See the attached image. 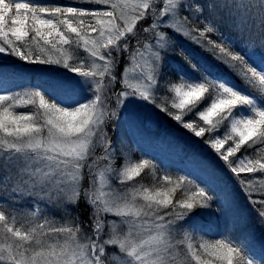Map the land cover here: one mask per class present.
<instances>
[{
  "label": "snow or ice",
  "instance_id": "snow-or-ice-1",
  "mask_svg": "<svg viewBox=\"0 0 264 264\" xmlns=\"http://www.w3.org/2000/svg\"><path fill=\"white\" fill-rule=\"evenodd\" d=\"M82 2L97 7L0 0V56L73 76L12 91L0 69V264H264L232 228L211 239L193 236L199 226L189 221L211 207L222 183L214 169L206 187L187 176L157 177L153 161H134L107 131L138 101L197 138L226 129L204 142L264 226V199L252 198L264 196V0ZM225 28L240 39L228 36L226 45L210 38L223 40ZM177 36L211 52L231 75L192 64ZM162 53L197 74L174 64L178 82L166 85L171 110L156 103ZM191 114L195 120L186 119ZM145 172L155 183L137 179ZM222 191L227 215L229 192ZM24 200L31 210L15 207ZM81 203L91 210L87 221L73 211Z\"/></svg>",
  "mask_w": 264,
  "mask_h": 264
},
{
  "label": "rangeland",
  "instance_id": "rangeland-1",
  "mask_svg": "<svg viewBox=\"0 0 264 264\" xmlns=\"http://www.w3.org/2000/svg\"><path fill=\"white\" fill-rule=\"evenodd\" d=\"M195 22L196 24L200 26L202 25L198 21H195ZM176 41L178 45L177 38H176ZM79 54L81 56L86 55L83 52H80ZM162 56H163V61H162V64H163L165 60L170 59L171 53H162ZM200 60H204L207 63V65L213 66L211 63L213 61H207L203 54H198L195 56L196 63L199 61V64H200L201 63ZM125 63L126 61L121 60V64H120L121 67H119V70L118 68L116 69L118 70V73L116 72L115 74L118 76V78L121 75V72H122V69ZM175 64H179L187 72H192V70L189 68V65L185 64V60L183 62H181L180 60H177ZM7 66L9 67L13 66L12 68H7V69L14 70L15 72L14 75L17 76L18 84L23 83V80L20 78V76H23V77L31 76L30 78L33 77L35 80L34 87L38 85L39 82H41V79L43 80L47 79L48 81H50L52 79L70 80L73 78L72 74L68 70L64 69L63 67H58V66L38 65L39 70L35 72H31L28 68H23V69L19 68L16 71L15 69L19 67L18 64H8ZM3 68H6V66H3L1 59H0V69H3ZM214 70L220 71V68L214 67ZM192 74L197 75L195 72H192ZM11 82L12 81L8 83V87L10 90L12 86ZM172 82H178V73L176 74L175 79L172 80ZM29 87H33V85L31 83L29 85L26 84L23 88H29ZM116 90L119 91V86H117ZM155 95L157 97V100H156L157 104H160L167 100V92L163 90L162 87H160L159 85H158ZM170 95H171L170 99L172 100V94L170 93ZM20 110H25V109H20ZM186 119L195 120L193 115H189L188 117H186ZM107 131H108V135L112 139L113 145L119 147L122 142L123 145L125 146V150L130 153L131 158L132 156L137 157V155H135L136 151L131 143L132 142L131 140L134 139V142L138 147V153L140 154L141 157L145 159H147V156L152 157L153 158L152 161L155 163V165L156 163H159L162 166L165 164L162 168V171L164 174L167 173V174H171L172 176L176 177L177 176L176 172L170 169V166H175L182 176H187L189 177V179L194 180L196 183L200 184L202 187H206V185L202 181L206 178L209 169L205 168V166L200 167L196 163L191 162V161H181L178 154L181 152L180 149L185 147V146H182L183 144L181 142V140L185 141V138L181 134V128L177 125V123L171 117H169L166 113L162 112L161 110L154 108V106L151 103L145 102V101H138V102H134L132 104L126 105L120 111L119 117L114 119L112 122L108 124ZM159 132L164 133V134L169 133L170 135H169V138H167L168 140L166 138H163L162 136L157 135V133ZM117 140L119 141L117 142ZM116 142L118 144H116ZM140 156H139V159H140ZM154 158H157V159L154 160ZM133 160H137V159H133ZM173 163L175 164L173 165ZM207 164L208 163H203V165H207ZM115 167L117 166L115 165ZM213 167L215 168V166ZM221 167H222L221 169L223 170V172H225L226 174V177H227L226 181H229V182H225L223 181V179L221 180L222 183L220 185V188L217 190L216 193H213L215 197H217L215 198V201L217 203L220 202V204H224L225 206H228V204L225 203V200L222 199V197L225 196V193L222 191V189L226 186L229 192V195L227 196V201L228 203H230V208L236 205H238L236 206V208H243V217H242V223H243L244 219L247 220V217H244V215L247 214V211L245 210L244 204L239 201L240 198L237 195H233L231 193L232 188L230 187H234V182L232 181L231 174L224 168V166H221ZM162 175L163 174L161 173V176ZM112 184L116 188L121 187L119 184H116L115 180H112ZM177 196H179V193H177ZM15 207L23 211V210H31L32 205L30 204L28 200H24L21 204L15 205ZM221 208H223L222 205H221ZM221 208H220V213L224 212ZM88 210L89 212L91 211L90 209ZM208 210L211 211L212 210L211 207ZM73 211L74 213L75 212L81 213L80 218L83 220V209L79 208V209H74ZM235 211H239L240 213L239 209H235ZM49 214H52V213L49 212ZM54 215L57 218H59L61 214L57 212V213H54ZM236 216L240 220L241 214L236 215ZM111 218L112 217H109V219ZM208 218L215 219L214 216H211ZM84 219L87 221L86 218ZM220 220L221 221L216 220V222L214 221L215 222L214 223L212 220L207 219V222L201 224L200 216H197L196 218L192 216L191 220L189 221V225L199 226V230L193 232L194 237L206 236L207 238L211 239V238H215L219 234H222L227 228L225 223L229 224L231 222V220L227 221L228 220L227 216L226 217L221 216ZM214 227L216 229V235L215 237H212L214 235ZM250 254L254 255L258 261L262 257L261 255H258L255 250H251Z\"/></svg>",
  "mask_w": 264,
  "mask_h": 264
},
{
  "label": "trees",
  "instance_id": "trees-1",
  "mask_svg": "<svg viewBox=\"0 0 264 264\" xmlns=\"http://www.w3.org/2000/svg\"><path fill=\"white\" fill-rule=\"evenodd\" d=\"M50 2L51 3L54 2L55 4L62 5V6H83L87 9H93L97 7L96 5L91 4V3H83L82 0H81V3H75V4H73L71 0H50ZM183 15H189V13L184 12ZM189 18L191 19L190 15H189ZM193 23L196 24L195 20H193ZM196 26L202 27V25L200 26L198 24H196ZM209 35L211 39L217 40V42H224L226 43V45L230 43V41L227 40L228 36H231L232 39H240V37L235 32H230L227 28L223 29V37H224L223 40L220 37H218L216 34H209ZM140 38L144 39V35L142 33H141ZM176 38L178 39L177 47H183L186 50V55L188 56V60L193 61L192 64H197L194 60L195 55L203 54L207 61H213L211 63L214 67H221L222 68L221 70L224 69L223 70L224 72L231 75V73L229 72L228 68L225 65H223L221 62L213 58V55L211 52L205 51V49L202 48L201 46L196 45L186 40L182 36H177ZM243 43L244 41H241L242 45ZM234 50L238 51L239 49H234ZM191 58H194V59L191 60ZM0 59H1L3 66H7L8 64H17V63H23V65L25 64L29 65L28 63L22 62L19 59L11 57V56H0ZM177 60L184 61L183 59L175 57L173 54H171L170 59L165 60L164 63L162 64V68L160 69L158 85L167 92V100L160 104H163V106L165 107L170 106L171 95H170V92L167 90L166 85L168 84L169 81L172 82V80L175 79L174 64H175V61ZM200 62H201L200 64H207L204 60H200ZM185 63L188 64L186 61ZM118 70H116L117 73H118ZM39 84L41 85L42 83H39ZM153 106L154 108H157L155 105ZM157 109L160 110V108H157ZM169 110H171L170 107H169ZM191 115H193L195 118L194 114H191ZM197 123H199V121H197ZM225 130L226 129L222 128L220 132H218L219 135L223 134ZM218 133L212 134L211 137L209 136V134L206 133L205 137L197 138V137H194V135L188 132L187 130L181 128V134L185 138V141L181 140V142L183 144L182 146H185V147L180 149L181 152L178 155L180 159H182L183 161H191V162L196 163L200 167L205 166V168L207 169H214L217 172V174L220 176L221 180L223 179V181L229 182V181H226L227 180L226 174L221 169L222 168L221 166H223L222 162L216 158L214 153L209 149L208 145H206L204 142L205 140L212 138L215 135H218ZM157 135L162 136L163 138L167 139L169 138L170 134L169 133L164 134V133L159 132L157 133ZM119 140H117V142ZM117 142L116 144H118ZM132 158L139 160V156L137 157L132 156ZM203 163H208V164L203 165ZM115 165L117 167H120L121 160L117 159L115 162ZM213 166H215V168ZM161 173L164 174L162 171V168L157 166V173H156L157 177L161 176ZM176 174L177 176H182L180 173H176ZM245 178H248V177H245ZM137 179L146 185H152L153 183H155L147 172L143 173L142 177L137 178ZM232 181L234 182V187H230L232 188L231 193L233 195H237L240 198V200L239 199L238 200L244 204L245 210L247 211V214H245L244 217H247V220L244 219V222L242 223L243 208H236V206L238 205L230 208V211L227 215H225V212L220 213V208L222 204H220V202L217 203L215 201V198L217 197H215L214 194H213L214 200L211 205L212 210L209 211L208 209H197L196 212L193 214V216L201 215L202 217L212 220L213 222L214 221L216 222V220L221 221L220 220L221 216L222 217L227 216V219H228L227 221L231 220L229 224L225 223L227 228H232L235 231L236 235L240 237L241 241L245 243V246L248 247V249H250V247H254L257 249V251L259 252L261 256H264V226H261V224L258 223V217H257L256 211L253 210V206L249 204L248 198L246 197L245 193L241 191V188L238 186V184L233 179V177H232ZM252 198L253 199H264V196L254 195ZM256 207L259 208L260 206L257 205ZM79 208L83 209V220L86 221L84 218L88 220V213H89L88 208L83 203H81ZM221 209L224 211V208H221ZM235 209H239L240 213L239 211H235ZM240 214H241V218L239 220L236 215H240ZM211 216H214L215 219L208 218Z\"/></svg>",
  "mask_w": 264,
  "mask_h": 264
}]
</instances>
